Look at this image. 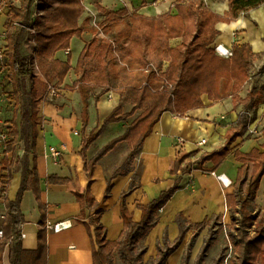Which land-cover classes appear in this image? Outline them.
I'll return each mask as SVG.
<instances>
[{"label":"trees","instance_id":"16d2710c","mask_svg":"<svg viewBox=\"0 0 264 264\" xmlns=\"http://www.w3.org/2000/svg\"><path fill=\"white\" fill-rule=\"evenodd\" d=\"M36 1L38 0H22L18 6L8 3L3 24L10 83L16 92L19 86L24 88L25 78L29 83L25 91L27 107L19 109V102H15L14 105V111L20 110L21 131L24 125L30 126V133L24 134L23 138L26 151L34 150L37 125L42 122L38 115L39 104L46 100L51 89H58L61 86L71 68L70 38L80 37L84 31L82 22H79L84 11L82 0H59L54 8L39 10L33 16L32 6ZM263 2L264 0H227L226 11L219 15L206 7L203 0H176L173 11L155 16L130 13L123 28L116 31L110 39L96 36L97 30L91 28L92 36L84 42L72 68L76 77L70 85H63L64 88L76 90L79 94L82 123L80 155L84 160L83 169L89 178L97 161L120 141L126 142L129 153L123 164L111 173L109 179L128 172L144 139L151 133L164 111L183 116L186 111L203 105L202 95H206L211 102L230 97L233 108L243 105L235 126L227 130L222 146L198 161L201 170L213 172L226 156L234 151V158L239 163L235 177L231 179L233 191L225 195L230 222L233 224V229L228 232L234 250L231 264H264V202L260 209L255 202L256 191L264 174V127L261 129L263 141L259 147L243 152L237 149V145H232L236 138L244 135L248 125L254 121L258 105L264 103V85L253 84L245 96L240 95L242 86L251 76L250 70L255 56L248 42L232 43V54L227 58L217 55L211 44L218 34L215 28L217 22L228 23L235 20L240 13ZM97 8L102 10L101 7ZM103 12L110 21H117L127 9L120 7ZM17 29L33 31V62L36 68L34 72L30 60L18 52L15 40ZM173 38H179L180 41L171 46L169 41ZM60 49L66 50V57L63 60L55 57V52ZM163 60L168 62L164 71L158 75L151 72V77L144 82H135L134 71L142 69L148 63L160 68ZM263 68L264 63L260 69ZM154 82L159 86L153 87ZM167 84L171 87L167 88ZM95 88L100 90L94 94V102L98 101L102 93L112 90L118 93V103L95 133L89 132L84 135L83 131L88 121V98ZM126 104L131 105V108L123 112V106ZM137 110L138 114L126 124L120 135L110 139L94 155L86 159L84 153L86 147L100 134L106 124L126 121ZM9 135L11 139L6 146V152L15 146L17 137L15 126L9 127ZM188 156L189 153H180L173 161L170 173H176L181 168L182 161ZM3 160L7 164L6 180L3 183L8 184L11 163L5 158ZM206 160L212 162L208 168L202 167V162ZM36 179L33 167L24 174L16 199L14 201L3 199L5 212L1 224L0 255L6 242L23 221L19 210L21 193ZM109 179L104 198L109 195ZM48 181L65 184L74 194L81 206L79 218L86 216L84 207L92 211L87 216L88 224L93 226L92 232L88 227L92 244V264H114V251L122 264H143L145 247L140 246L139 241L156 224L157 211L177 187L175 184L167 191L161 192L148 204H137L141 210V219L136 222L132 220V215L125 204V197L136 187L132 181L119 199L122 229L115 240H108L105 228L100 222L102 208L90 193L89 183L82 187L74 179L56 175H51ZM176 220L180 226L178 237L171 245L164 237V244L156 245V255L150 259L149 264H165L168 255L181 242L183 234L192 229L186 253L180 263L187 264L189 249L196 235L205 226L209 228L207 220L192 223L186 221L180 213L176 215ZM39 234L38 248L34 251L18 248L16 255H12L11 264L43 263L44 245L41 241V232ZM209 240L207 238L204 241L194 264L201 263L209 247Z\"/></svg>","mask_w":264,"mask_h":264},{"label":"crops","instance_id":"0c3cea01","mask_svg":"<svg viewBox=\"0 0 264 264\" xmlns=\"http://www.w3.org/2000/svg\"><path fill=\"white\" fill-rule=\"evenodd\" d=\"M115 2L118 6L117 9L126 7L128 12L134 11L145 16H155L173 11L176 0H115ZM203 2L206 7L219 15H222L227 9V0H203ZM100 6L103 5L100 4ZM5 18L6 14L3 15V18L0 17V34L5 33L3 26ZM215 28L218 34L214 38L212 46L221 43L231 48L234 42H248L255 53L253 60L255 63V59L258 60L259 55L264 53V2L240 13L235 20L228 23L217 22ZM90 37L83 31L80 37L70 38L71 68L58 89L65 94L64 104L60 103L59 108L49 104L46 100L39 104L38 115L42 118V122L37 125L38 133L34 150L26 151L24 140L22 144L17 143L21 129L20 110L14 111L15 101L10 116L12 123L5 119L9 127L15 126L17 130L15 141L17 142H15L14 148L7 152L5 149L8 143L5 147L0 146L1 214L5 212L3 199L6 198L10 201L16 199L23 176L27 171H31L34 167L37 179L29 183L28 188L21 193L19 210L23 221L6 242L0 255V264H11L12 255H16L18 248L26 251L36 250L40 232L44 245L42 264H92V244L88 227L92 232L93 226L88 224L87 218L92 211L84 207L86 216L82 219L79 218L81 206L74 194L67 189L65 184L50 183L48 178L51 175L74 179L82 187H86L89 183L90 193L102 208L100 222L105 228L108 240H115L122 229L119 199L121 193L128 189L132 181L136 187L125 197V204L132 215V220L136 222L141 219V210L137 204L150 203L161 192L167 191L176 184L177 187L169 199L157 211L156 224L139 241V244L145 247L142 262L155 257L156 245H163L164 237L169 245L178 237L180 233V226L176 220L178 213L186 221L192 223H199L203 220L209 222L212 217H221L223 220L227 218L228 209L225 195L231 193L233 187L231 185L223 186L217 175L225 174L230 179H234L236 168L239 165L234 158V151L230 152L213 172L201 170L198 167V161L212 150L222 146L227 130L232 127V123L236 122L239 113L242 112L243 105L240 104L233 108L230 97L211 102L206 95H202L203 105L186 111L183 116L164 111L154 124L151 133L144 139L128 172L109 179L111 173L123 164L129 153L126 142L120 141L97 161L92 176L90 178L87 176L83 169L84 160L80 155L82 123L79 94L76 90L66 93L67 90L63 85H70L75 79L76 76L72 68L84 42ZM4 39V35H0V47L5 46ZM74 40H78V43L73 57L71 44ZM179 41V38L170 39V45L173 46ZM65 51L57 50L55 57L61 60L65 59ZM262 84L264 85V82ZM250 87L251 85L246 81L240 95L245 96ZM78 101L80 109L73 110L75 104L78 106ZM117 103L118 93L112 90L102 93L97 102H94V94H91L88 98V121L83 134L95 133ZM3 106L4 103L0 106L1 115ZM130 108L131 105H124L123 112ZM263 110L264 103H261L255 110L254 121L264 117ZM128 119L106 124L100 134L86 147L84 152L86 159L94 155L110 139L120 135L126 124L131 121ZM58 133H64L67 137L60 139L56 136ZM106 133L108 136L105 141L95 146L99 137ZM9 136L11 139V135ZM201 139L205 140L204 143L198 144ZM260 144L261 142L244 135L236 138L232 143L243 152H247L253 147H259ZM59 146L63 147V152L57 163H54L45 154L49 147ZM180 153H189V156L182 161L181 168L172 174L170 167ZM3 158L11 163L8 184L3 183L7 173V164ZM211 165V161L202 162L204 168ZM108 179L110 183L109 195L104 198ZM263 194L264 174L256 191L255 202L258 200L263 205ZM2 220L3 217L0 216V228ZM46 221L51 223L67 221L70 226L53 231L46 228ZM20 232L24 233V236L21 237ZM191 233L192 229H189L183 234L181 242L168 255L165 264L181 263ZM198 244L199 242L196 245L198 246ZM190 249L187 264H189Z\"/></svg>","mask_w":264,"mask_h":264},{"label":"rangeland","instance_id":"374dc122","mask_svg":"<svg viewBox=\"0 0 264 264\" xmlns=\"http://www.w3.org/2000/svg\"><path fill=\"white\" fill-rule=\"evenodd\" d=\"M21 1L22 0H0V17L3 18V15L6 14L8 3H12L13 5L18 6L20 5ZM58 2L59 0L36 1L32 6L33 16L39 10L54 8L58 4ZM82 3L84 5V11L82 12L79 20L82 19L81 22H82L83 30L86 32L88 37L92 36L90 29L94 28L97 30V32L95 33L96 36L110 39L116 31L123 28V24L127 20V15L132 13V11L129 12L127 11L125 14L124 13L121 14L120 16L121 18L119 20L110 21L106 16V14L103 12V10H112V9L116 10L118 6H116L117 4L115 0H82ZM100 4H102L103 6H100ZM97 7H101L102 10L98 9ZM87 32H89L91 35L88 34ZM15 40L17 43L18 52L22 56H26L30 60L31 69L34 72L36 68L33 62V46H34L33 31L29 29H26L25 31H21L17 29L15 32ZM78 40H74V42L71 44L73 57L76 51ZM3 47H5L6 49V40H5V46ZM3 47H0V50H2V52H0V95L3 96L5 99L3 101L4 106L2 110V116L4 119H6V121L12 123L10 120V116H11V111L13 109L14 101L19 102L18 105L19 109H23L27 107V95L25 91L28 89L29 83L27 78H25L23 84L24 88L19 86L16 92L15 88L10 83V71L7 65L5 49H3ZM163 62H166V64L168 65V62L166 60H163L162 63ZM263 63H264V53L262 55H259L258 60L255 59V63H252V67L250 70L251 76L248 79L249 85L262 84L264 82V68L260 69ZM166 67H164V69L162 70L164 71ZM150 74L152 73L142 69H138L134 71L135 82L136 83L144 82L147 78L151 77ZM152 85L153 87L159 86L155 82L152 83ZM160 87H162V85H160ZM167 88L169 87L167 86ZM58 89H51L46 98V101L49 102V104L54 105V107L57 108L60 107V103L61 105L64 104L63 99L65 95L63 92H61V90L59 91ZM66 90H67L66 93H68V91H72L67 88ZM99 90H100L99 88H95L92 94L98 93ZM79 106L80 103L78 101V106L75 104L73 106V110L78 111V108L80 109ZM138 112H139L138 110L135 111L134 114H132L130 117H128L129 119L128 118L127 119L129 121L132 120L138 114ZM234 126H235V122L232 123V127ZM262 127H264V117L250 123L248 125L247 131L245 132L244 136L253 138L257 142H262L263 141V137L261 134ZM29 133H30V126L26 124L24 125L23 130L20 132L18 142L17 141L15 142L22 144L24 140L23 139L24 134H29ZM56 136L60 139H65L67 137L64 133H58L56 134ZM107 136L108 134L106 133L103 134L101 137H99V139L95 143V146L105 141ZM2 188L4 187L2 186ZM1 197L2 195H0V208L2 207ZM256 203L258 205V208L260 209L262 205L260 204V202H258V200ZM0 215H1V210H0ZM232 229H233V224L230 222L229 211L226 220H223L221 217L210 218L209 228L205 227L197 235L196 241L193 247L190 249L189 264H194L195 258L198 252L200 251L201 246L203 245L204 241L207 238L210 239L209 247L206 250L204 256L202 257L200 264H231V259L234 257V250L230 243L228 232ZM197 242H199L198 246L196 245ZM139 245L141 246V244ZM113 256H114V264H122L121 260L119 259L115 251L113 252ZM149 261L150 260H146L145 262H143V264H149Z\"/></svg>","mask_w":264,"mask_h":264},{"label":"built area","instance_id":"2783aa9c","mask_svg":"<svg viewBox=\"0 0 264 264\" xmlns=\"http://www.w3.org/2000/svg\"><path fill=\"white\" fill-rule=\"evenodd\" d=\"M0 35L2 36V35H4V33L0 34ZM213 49L217 55L224 57V58H227V57L231 56V54H232L231 48L227 47L221 43L214 44ZM0 52H2V50H0ZM166 66H167L166 62H163L161 64L160 68L157 67L156 65H154L153 63H148L147 65H145V67L142 68V70L158 74L161 71H163L162 69H164V67H166ZM167 86L169 88L171 87L170 84H167ZM4 100H5L4 97L0 95V106ZM9 140H10L9 126L6 124L5 119L2 117V115L0 113V146L5 147V145L9 142ZM204 141H205L204 139H201L198 142V144H203ZM62 152H63L62 146L49 147L48 152L45 155L47 157H50L54 163H57ZM217 177L221 181L223 186L227 187V186L231 185V179L229 177H227L225 174H218ZM0 216L4 217V214H1ZM45 226H46V228H49L53 231H59L60 229H63V228L70 226V223L67 221L56 222V223H51L50 221H46ZM19 235L22 237V236H24V233L20 232ZM1 236H2V229L0 228V237Z\"/></svg>","mask_w":264,"mask_h":264}]
</instances>
